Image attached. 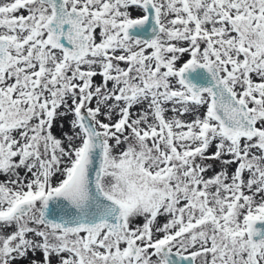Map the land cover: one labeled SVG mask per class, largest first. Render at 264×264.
<instances>
[{"label": "snow or ice", "instance_id": "6c2138e0", "mask_svg": "<svg viewBox=\"0 0 264 264\" xmlns=\"http://www.w3.org/2000/svg\"><path fill=\"white\" fill-rule=\"evenodd\" d=\"M0 264H264V0H0Z\"/></svg>", "mask_w": 264, "mask_h": 264}]
</instances>
